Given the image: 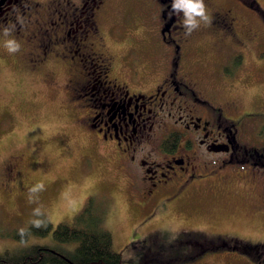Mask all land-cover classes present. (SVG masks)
Here are the masks:
<instances>
[{"label":"flooded vegetation","instance_id":"af4514ba","mask_svg":"<svg viewBox=\"0 0 264 264\" xmlns=\"http://www.w3.org/2000/svg\"><path fill=\"white\" fill-rule=\"evenodd\" d=\"M204 3L209 21L186 34L172 0H0V68L49 85L89 136L93 157L99 147L113 153L139 216L134 228L146 236L164 230L160 215L194 193L224 197L264 172V140H255L254 125V144L245 137L248 111L216 100L219 91L208 85L211 72L225 80L223 69L244 67L257 35L252 19L264 21V7L259 0ZM5 27L21 45L14 54L4 47ZM207 48L217 58L206 59ZM30 166L22 151L6 157L2 187L40 200L42 186L27 178ZM253 187L252 206L264 215V195ZM134 228L129 244L155 243ZM215 242L264 264V240Z\"/></svg>","mask_w":264,"mask_h":264},{"label":"rangeland","instance_id":"374dc122","mask_svg":"<svg viewBox=\"0 0 264 264\" xmlns=\"http://www.w3.org/2000/svg\"><path fill=\"white\" fill-rule=\"evenodd\" d=\"M259 1L264 7V0ZM252 21L257 35L247 48L244 67L237 70L231 64L232 67L223 69L224 76L222 72L218 73L226 81L217 79L215 72H211L208 81L209 86L219 91L216 100L228 98L238 105L239 111H248L246 119L249 123L246 122L244 127L250 145L254 144L252 131L255 128L259 133L255 140H264V21L255 17ZM205 58L211 61L217 56L207 48ZM14 74L6 64L0 68V171L6 157L22 151L31 163L27 178L31 179L30 183L33 180L42 186L43 196L38 200L16 195L2 187L3 178H0V254L33 244L70 253L76 242L57 241L51 231L45 235L28 233L25 240L13 237L12 231L26 230L36 222L41 225L49 221L52 228L59 221L70 223L92 196L98 208L103 210V225L110 231L112 247L120 253L123 264H140L144 253L151 256V251L145 242L128 244L139 216L127 190V176L116 164L113 153L99 147L93 157L89 136L63 110L53 89L41 85L34 77L25 75L26 79H23L17 75L12 77ZM3 75L12 78L3 81ZM250 176L246 180L254 183L253 191L258 190V194L264 195V172ZM253 183L236 184L233 189H227L224 197L204 190L194 193L182 207H172L160 215L157 222L166 228L159 232L173 237L180 231H200L207 237L219 235L225 240L235 236L263 241L264 215L258 214L252 206L256 196L248 190ZM135 231L139 236L150 235L146 236L145 229L139 227ZM193 249L189 247L190 251ZM174 264L263 263L251 262L249 256L240 252L219 249Z\"/></svg>","mask_w":264,"mask_h":264},{"label":"trees","instance_id":"16d2710c","mask_svg":"<svg viewBox=\"0 0 264 264\" xmlns=\"http://www.w3.org/2000/svg\"><path fill=\"white\" fill-rule=\"evenodd\" d=\"M103 218V210L89 196L70 223L59 221L52 228L51 223L46 221L40 227L31 224L26 230H13L11 234L19 240H25L28 233L45 235L51 231L57 241H75L73 251L66 253L46 245L33 244L17 251H4L0 254V264H123L120 253L112 247V235L103 225ZM148 239L155 242L148 248L151 256L144 253L140 264H174L179 260H189L205 251L218 250L220 245L215 241L222 238L186 230L173 237L157 231ZM189 247H194V251H190Z\"/></svg>","mask_w":264,"mask_h":264},{"label":"clouds","instance_id":"9594fccd","mask_svg":"<svg viewBox=\"0 0 264 264\" xmlns=\"http://www.w3.org/2000/svg\"><path fill=\"white\" fill-rule=\"evenodd\" d=\"M172 10L179 14L183 13V26L186 29V34L200 27L202 23L209 21L207 9L204 0H172ZM13 28L5 27L3 29V36L6 38L4 47L6 50L14 54L20 50V43L15 38L11 37ZM36 227H40V223H35Z\"/></svg>","mask_w":264,"mask_h":264}]
</instances>
